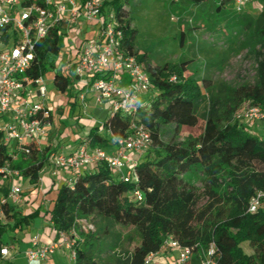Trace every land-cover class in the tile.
Segmentation results:
<instances>
[{"label": "trees", "instance_id": "1", "mask_svg": "<svg viewBox=\"0 0 264 264\" xmlns=\"http://www.w3.org/2000/svg\"><path fill=\"white\" fill-rule=\"evenodd\" d=\"M102 1V12L113 13L116 29L123 33V51L136 57L139 63H146L145 56H138L136 50L137 32L131 27L125 9L128 0ZM191 1L197 6L214 2L218 12L233 5V0ZM262 1L263 10L253 21L260 28L259 41L264 49ZM63 35L58 30L50 32L38 50L28 78L35 81L54 73L55 89L66 95L69 113L73 115L76 109L81 110L77 96L84 89L78 90L72 72L57 65L62 61ZM146 70L153 94L141 100L137 115L107 111L101 125L90 127L87 137L78 144L113 155L117 141L134 133V124L144 126L150 133L151 146L135 167L136 182L120 180L106 163H99L78 176L73 188L61 184L54 190L52 184L46 193L50 204L44 217L52 224L56 238L60 233L71 234L78 226V219L98 214L137 231L140 245L123 264H144L149 254L161 250L168 236L188 247L215 242L221 254L219 264H264V208L254 214L247 213L256 192H264V135H255L251 128L241 126L230 112L225 126L210 117L198 138L179 143L178 137L184 128L199 126L196 109L202 97V86L185 77V63L163 67L147 64ZM240 93L253 105L264 108V54L256 85L243 87ZM167 127L172 130L170 134L165 133ZM28 148L29 153L14 151L10 154L9 147L0 141V166L10 164L21 172L28 185L37 189L49 155L57 148L40 147L36 143H30ZM195 172L202 175L205 194L211 201L200 209L199 197L188 183V176ZM134 190L143 194L142 203L132 198ZM41 207L25 215L20 206L11 203L3 206L6 222L0 219V249L9 244L6 236L11 231L22 230L30 225L32 217L41 214ZM213 214L215 218L211 219ZM80 243L77 264H95ZM244 243L254 249L255 255L245 252ZM193 264L198 262L195 260Z\"/></svg>", "mask_w": 264, "mask_h": 264}, {"label": "built area", "instance_id": "2", "mask_svg": "<svg viewBox=\"0 0 264 264\" xmlns=\"http://www.w3.org/2000/svg\"><path fill=\"white\" fill-rule=\"evenodd\" d=\"M249 3L250 0H233L237 12H242ZM102 9V0H40V3L0 0V141L9 147L10 154L29 153L30 143L42 147L53 126L54 103L46 78L35 81L28 78L38 50L51 31L63 34L65 28L79 26L81 21L97 27V36L83 43L78 60L67 64V71L77 80L78 90L84 89L79 96L84 111L87 93L91 91L98 95L99 103L109 102L113 112L135 116L141 100L151 93L149 73L136 57L123 51V33L116 29L114 14H104ZM238 118L248 124L264 123V108L250 105ZM133 130L129 138L117 141L113 155L87 144L68 153L51 152L39 179L40 186H45L44 173H48L52 180H61L73 188L78 176L99 163H106L120 180L136 182L135 167L151 146V136L144 126L134 124ZM23 184L20 171L10 164L0 166L1 220L5 218L4 205L22 203ZM131 196L139 203L144 201L139 190H134ZM263 208L264 192L258 191L250 200L247 213L254 214ZM83 227L87 232L93 230L89 223ZM79 241L76 229L71 234L60 233L49 244H41L36 236L25 255L30 264H47L54 254L68 249L70 262L77 264ZM9 254L8 246L1 248L0 261ZM195 260L198 264H219L221 254L217 244L188 247L168 236L161 250L149 254L144 264H193Z\"/></svg>", "mask_w": 264, "mask_h": 264}, {"label": "rangeland", "instance_id": "3", "mask_svg": "<svg viewBox=\"0 0 264 264\" xmlns=\"http://www.w3.org/2000/svg\"><path fill=\"white\" fill-rule=\"evenodd\" d=\"M216 5L207 2L197 6L191 0H128L125 4L131 27L137 32L135 46L138 56H145V69L147 64L163 67L166 64L185 63V77L194 79L202 86V97L196 109L199 126L182 130L178 137V142L182 144L198 138L202 126L210 117L225 126L230 112H233L234 121L251 128L255 135L260 133L254 128L264 126V123L248 124L238 118L242 110L253 105L240 92L243 87L256 85L259 63L264 54L259 41L260 28L253 21L261 14L263 1L250 0L242 12H237L232 4L218 12ZM89 26L81 21L79 26L64 29L68 33L62 36V61L60 64L57 62L60 68L67 71L68 62H74L69 52L75 43L80 50L83 43L91 39L86 31ZM45 78L49 97L54 103V116L59 124L57 136L50 143L54 146L58 144L59 148L63 143L69 150L74 148V144L84 141L90 127L101 125L105 112L100 109L94 96L87 99V108L83 113L79 108L70 115L66 95L55 89L52 75ZM90 93H87V97ZM171 131L170 127L165 128V133ZM74 136L78 139L72 143L70 139L74 140ZM165 139L169 140L170 136ZM188 177V183L199 197L198 208L208 205L211 201L205 194L202 175L195 172ZM31 187L24 181L25 195L29 194ZM45 207H41L42 215L46 212ZM210 218L214 219L215 214ZM42 219L40 215L32 217L35 229ZM88 223L92 224L93 230L87 232L83 226ZM76 235L82 249L92 256L95 264H123L141 242L133 227L120 225L98 214L78 219ZM243 248L247 254L255 255L254 249L247 243L243 244Z\"/></svg>", "mask_w": 264, "mask_h": 264}, {"label": "crops", "instance_id": "4", "mask_svg": "<svg viewBox=\"0 0 264 264\" xmlns=\"http://www.w3.org/2000/svg\"><path fill=\"white\" fill-rule=\"evenodd\" d=\"M89 29L86 30L88 35L90 36V38H95L97 36V27L95 25H91L88 27ZM73 31V30H72ZM80 32H78V36L79 34H81V30H79ZM65 35L68 32H63ZM86 33V32H85ZM63 39H65L63 37ZM77 44L75 43L73 48L70 50V56L72 58V60L76 61L78 60V53H79V49L78 46H76ZM74 49V51H72ZM52 75V82H53V76L54 73H50L47 76ZM97 101L98 95L94 92L90 93V95H88L87 99L89 97H94ZM67 99V98H66ZM79 102V99H78ZM68 103V102H67ZM80 104V102H79ZM97 104L100 107L101 110H103L106 114L107 111L111 110V106L109 102H105V103H99L97 101ZM81 105V104H80ZM81 111L83 113L84 109L81 106ZM59 126L58 122L56 121V119L54 118L53 120V126L48 134V136L43 140L42 142V147L45 146H50L52 148H57L56 151L58 152H72L73 150H76V148L78 147V144H74L73 147L69 150H66V146L61 143V148H59V145L55 144V146L53 144L50 143V141L52 139H54V137L57 136V127ZM59 128V127H58ZM257 128V129H256ZM256 128H254V130L258 131L260 133V135H263L264 133V126H257ZM78 139L77 136H74V140L70 141L73 143ZM48 140V141H47ZM59 148V149H58ZM45 175V186H39L37 189H34V187L32 186L30 188V192L29 194H24V190H23V199H22V203L18 206H20V208L24 211L25 215H30L33 213V210L37 209L39 206H46L44 209L47 210V208L49 207V202L47 201L48 196L46 195L47 192H49L48 190L51 188V185L54 184L53 189L56 190V188L59 187V185L63 184V182L60 181H55L52 180L50 178V174L48 173H44ZM55 192V191H54ZM28 208V209H27ZM35 208V209H34ZM42 211V210H41ZM40 217L43 218L42 220H40V222L38 223V228L35 229L33 227V221H30V225L24 227L21 231L23 232H19V230L16 231H11L9 233L8 236V242L9 244L7 245L10 248V254L7 258L3 259L0 261V264H30L27 261L26 258V252L27 250H29L31 248V241L32 238L39 236V240L41 244H49L54 242L57 238H56V234L53 231L52 227H50L48 221L46 220V218L44 217V214L42 215V213L40 214ZM4 222H6V219L3 220ZM69 253L70 251L68 249H63L60 252H57L56 254H54L50 260L48 261L47 264H68L71 263L70 259H69ZM72 264V263H71Z\"/></svg>", "mask_w": 264, "mask_h": 264}]
</instances>
